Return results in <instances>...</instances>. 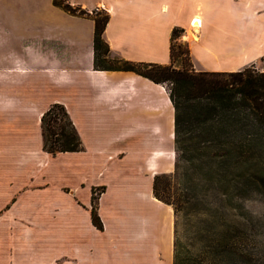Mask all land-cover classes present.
Here are the masks:
<instances>
[{"label":"crops","instance_id":"obj_1","mask_svg":"<svg viewBox=\"0 0 264 264\" xmlns=\"http://www.w3.org/2000/svg\"><path fill=\"white\" fill-rule=\"evenodd\" d=\"M64 1L104 8L109 51L129 60L170 62L174 26L194 65L234 70L264 57V0ZM25 16L28 53L0 62V264H172V207L152 192L153 174L173 164L167 90L94 68L90 15L28 0ZM54 101L82 148L42 149L39 118ZM99 185L101 228L90 218Z\"/></svg>","mask_w":264,"mask_h":264},{"label":"trees","instance_id":"obj_2","mask_svg":"<svg viewBox=\"0 0 264 264\" xmlns=\"http://www.w3.org/2000/svg\"><path fill=\"white\" fill-rule=\"evenodd\" d=\"M52 2L71 13L92 17L94 68L129 69L155 82H169L173 167L153 174L152 192L172 207V264H239L250 260L241 239L228 226L233 223L238 199L252 194L264 198V69L252 63L234 70L175 67L172 38L182 30L178 26L170 31L168 63L110 55L102 36L108 18L105 11L87 12L62 0ZM176 46L188 52L186 44ZM39 123L42 149L54 153L82 148L61 102L49 103ZM172 183L179 190L175 197L169 196ZM93 199L91 194V222L101 228ZM178 217L182 218L186 240L177 236Z\"/></svg>","mask_w":264,"mask_h":264},{"label":"rangeland","instance_id":"obj_3","mask_svg":"<svg viewBox=\"0 0 264 264\" xmlns=\"http://www.w3.org/2000/svg\"><path fill=\"white\" fill-rule=\"evenodd\" d=\"M62 2L65 1L62 0ZM93 10L105 11L102 7H97L96 9H92V11ZM27 11L28 0H0V62L8 61L14 57L23 58L26 56L25 54L28 53V30L25 29V27L28 26V16H25V12ZM177 43L180 44L181 48L184 44L187 46V43L183 40L181 31L172 38V52L174 54L172 59L173 66L187 67L193 70L207 69L202 66L194 65L189 53L179 51L176 46ZM109 54L116 55L111 54L110 51ZM252 66L260 70L264 69V57L254 61ZM162 84L167 90L169 82L165 80ZM172 167L169 171L172 170ZM172 184L168 187L169 196L175 197L179 190L176 189L175 183ZM101 186L102 185L91 187L90 195H94L93 201L96 200L98 193L102 190ZM209 194L212 193L209 192ZM207 198L209 201L212 200L211 195ZM237 201L238 207H236L233 213L234 220L228 228L237 233L238 237L241 239L240 241L243 249L248 251L251 255L250 260L239 264H264V198L257 194H252L249 197L240 198ZM176 231L177 236L181 240H186L187 234L184 232L182 218L180 217H178ZM35 244L36 242L32 243V245ZM33 250L34 248L32 251ZM43 255L44 253L40 250L34 253V256H37L39 259ZM18 264H25L24 259H21V262ZM113 264L116 263L113 262Z\"/></svg>","mask_w":264,"mask_h":264},{"label":"built area","instance_id":"obj_4","mask_svg":"<svg viewBox=\"0 0 264 264\" xmlns=\"http://www.w3.org/2000/svg\"><path fill=\"white\" fill-rule=\"evenodd\" d=\"M192 21H193V18L190 20V23H192ZM197 21V20H196Z\"/></svg>","mask_w":264,"mask_h":264},{"label":"bare ground","instance_id":"obj_5","mask_svg":"<svg viewBox=\"0 0 264 264\" xmlns=\"http://www.w3.org/2000/svg\"><path fill=\"white\" fill-rule=\"evenodd\" d=\"M194 19H195V18H193V21H194ZM193 21H192V22H193ZM191 36H193V35L191 34Z\"/></svg>","mask_w":264,"mask_h":264}]
</instances>
